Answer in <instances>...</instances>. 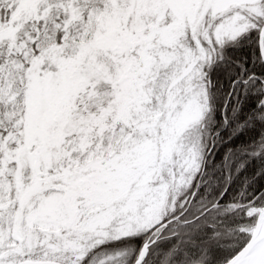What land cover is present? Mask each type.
I'll list each match as a JSON object with an SVG mask.
<instances>
[{"label":"snow or ice","instance_id":"obj_1","mask_svg":"<svg viewBox=\"0 0 264 264\" xmlns=\"http://www.w3.org/2000/svg\"><path fill=\"white\" fill-rule=\"evenodd\" d=\"M246 35L254 66L222 112L264 91V0H0V264H170L178 244L154 246L176 224L212 228L186 264H264V186L178 200L207 149L208 72Z\"/></svg>","mask_w":264,"mask_h":264},{"label":"trees","instance_id":"obj_2","mask_svg":"<svg viewBox=\"0 0 264 264\" xmlns=\"http://www.w3.org/2000/svg\"><path fill=\"white\" fill-rule=\"evenodd\" d=\"M251 39V35H246L241 37L238 43L226 45L223 59H217L208 72L212 80L211 94L214 107L204 120L207 149L199 171L193 174L192 181L178 194V200L182 201L186 195L195 191L194 208L212 199L225 184H230L229 197L239 192L245 184L249 188L264 186V173L257 175L259 170L264 169V154L256 152L259 143L264 140V130L255 118L257 111L255 101L257 97L264 95V91L249 86L246 94L229 102L226 111L220 110L226 98V89L233 78L245 69L251 70L254 66V48ZM253 128L255 131L252 130ZM179 212L178 207L173 215ZM211 231L212 228L206 224H201L199 228L189 231H184L179 224L175 227L170 225L162 234L161 240L154 246V250H167L172 244H178L170 264H186L188 256L184 253L199 250L198 247L193 248L191 242L195 240L202 243ZM169 232H176L177 235L169 236ZM145 235V233H139L127 239L107 241L97 249V252L103 253L123 247L130 250L138 249ZM209 251L214 259H219L224 253L223 249L215 246L210 247ZM134 256L135 252L130 251L128 264H131Z\"/></svg>","mask_w":264,"mask_h":264},{"label":"rangeland","instance_id":"obj_3","mask_svg":"<svg viewBox=\"0 0 264 264\" xmlns=\"http://www.w3.org/2000/svg\"><path fill=\"white\" fill-rule=\"evenodd\" d=\"M153 123H155V121H153ZM160 124H161V127L162 128L165 127L163 121H161ZM169 131H170V129H169ZM154 132H155V130L153 129V133ZM152 147H153V152H155V142H152ZM166 151H167V149L164 147V145H161V159H164V156H165V152Z\"/></svg>","mask_w":264,"mask_h":264}]
</instances>
